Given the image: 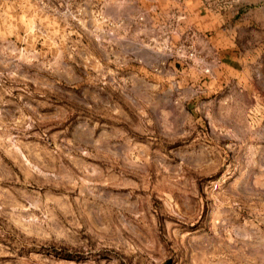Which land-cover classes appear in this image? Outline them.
I'll return each instance as SVG.
<instances>
[{"label": "rangeland", "instance_id": "obj_1", "mask_svg": "<svg viewBox=\"0 0 264 264\" xmlns=\"http://www.w3.org/2000/svg\"><path fill=\"white\" fill-rule=\"evenodd\" d=\"M236 4L233 81L161 97L103 1L0 0V264H264V0Z\"/></svg>", "mask_w": 264, "mask_h": 264}, {"label": "crops", "instance_id": "obj_2", "mask_svg": "<svg viewBox=\"0 0 264 264\" xmlns=\"http://www.w3.org/2000/svg\"><path fill=\"white\" fill-rule=\"evenodd\" d=\"M96 1L104 2L100 9L103 16L119 20V25L108 33L113 44L109 58L118 61L132 56V62L142 60V69L157 64V73H151L152 79L155 77L152 83L136 74L134 77L136 84L143 82L145 86H157L161 97L171 91L178 95L188 92L212 94L227 84V80L233 81L241 69L242 59L235 48L233 35L239 25L250 22L244 16L255 12H242L244 8H240L236 0L223 3L212 0L206 6L199 0ZM132 22L134 27L131 28ZM190 28L194 30L192 36L189 35ZM187 43L195 50L197 61L188 62L186 52L190 47ZM165 81L170 83L168 88L162 85ZM140 86L135 85L137 92ZM236 88L230 91L229 98L239 107L249 92L244 87ZM160 107L159 104L157 108Z\"/></svg>", "mask_w": 264, "mask_h": 264}, {"label": "built area", "instance_id": "obj_3", "mask_svg": "<svg viewBox=\"0 0 264 264\" xmlns=\"http://www.w3.org/2000/svg\"><path fill=\"white\" fill-rule=\"evenodd\" d=\"M202 1H203L205 4H210V0H202ZM188 46L190 47V45H188ZM186 54H187V57H189V58L197 57V56H196V53H195V50H194L192 47H190V48L187 49Z\"/></svg>", "mask_w": 264, "mask_h": 264}]
</instances>
